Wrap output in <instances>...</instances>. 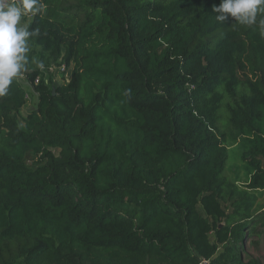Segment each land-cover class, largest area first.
<instances>
[{
	"label": "trees",
	"instance_id": "1",
	"mask_svg": "<svg viewBox=\"0 0 264 264\" xmlns=\"http://www.w3.org/2000/svg\"><path fill=\"white\" fill-rule=\"evenodd\" d=\"M219 2L27 14L65 69L56 85L22 71L24 114L18 77L0 95V264H260L239 249L264 227V13L223 23ZM239 141L243 184L224 174Z\"/></svg>",
	"mask_w": 264,
	"mask_h": 264
},
{
	"label": "clouds",
	"instance_id": "2",
	"mask_svg": "<svg viewBox=\"0 0 264 264\" xmlns=\"http://www.w3.org/2000/svg\"><path fill=\"white\" fill-rule=\"evenodd\" d=\"M44 9L41 0H0V95L6 94L14 79L25 70L28 62V41L38 29L21 26L22 17L36 16ZM213 12L219 22L234 19L244 26L257 24L258 14L264 13V0H220ZM264 31V21L260 22ZM43 69V63L37 65Z\"/></svg>",
	"mask_w": 264,
	"mask_h": 264
},
{
	"label": "rangeland",
	"instance_id": "3",
	"mask_svg": "<svg viewBox=\"0 0 264 264\" xmlns=\"http://www.w3.org/2000/svg\"><path fill=\"white\" fill-rule=\"evenodd\" d=\"M28 17L25 15L22 17L21 26H25L28 23ZM28 62L26 68L34 67L43 71V76L49 80L50 83L56 85L61 80L60 66H63V62L53 60L49 54L43 51L40 47L36 46L32 42L28 41ZM43 63V69L37 65ZM70 70V69H69ZM69 70L65 72L68 76ZM19 81L26 86L25 91L27 94L26 105L21 110V114L27 112L34 104L36 96L32 91V87L24 74L18 77ZM243 152V144L241 141L227 146V160L224 169V174L230 180L236 181L238 184H243L249 176V168L245 161L242 159L241 154ZM264 211V195L259 199V205L256 209V213ZM258 225V224H257ZM240 252L243 260L248 263L250 260L264 264V227L262 226V232L259 236L249 235L244 237L240 243ZM208 264V262L206 263Z\"/></svg>",
	"mask_w": 264,
	"mask_h": 264
},
{
	"label": "built area",
	"instance_id": "4",
	"mask_svg": "<svg viewBox=\"0 0 264 264\" xmlns=\"http://www.w3.org/2000/svg\"><path fill=\"white\" fill-rule=\"evenodd\" d=\"M60 70H64L65 69V67H64V65L63 66H60V68H59ZM208 261H206V260H203L202 261V264H206Z\"/></svg>",
	"mask_w": 264,
	"mask_h": 264
},
{
	"label": "water",
	"instance_id": "5",
	"mask_svg": "<svg viewBox=\"0 0 264 264\" xmlns=\"http://www.w3.org/2000/svg\"><path fill=\"white\" fill-rule=\"evenodd\" d=\"M53 92H54V90H53Z\"/></svg>",
	"mask_w": 264,
	"mask_h": 264
}]
</instances>
